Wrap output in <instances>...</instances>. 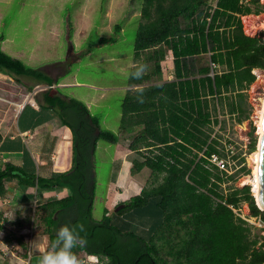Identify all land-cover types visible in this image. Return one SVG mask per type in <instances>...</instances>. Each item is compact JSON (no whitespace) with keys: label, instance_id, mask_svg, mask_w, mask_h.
I'll use <instances>...</instances> for the list:
<instances>
[{"label":"trees","instance_id":"obj_1","mask_svg":"<svg viewBox=\"0 0 264 264\" xmlns=\"http://www.w3.org/2000/svg\"><path fill=\"white\" fill-rule=\"evenodd\" d=\"M214 1H143L134 54L140 63L131 73L139 64H146L147 71L141 79L129 75L120 131L134 135L128 149L141 157L131 160L129 175L147 168L153 184L120 203L124 206L117 212L120 204L115 205L112 216L105 210L100 220L92 216L96 143H116L118 137L100 129L84 102L55 94L50 88L54 80L44 70L26 66L0 47V71L48 86L42 92L44 104L57 110L73 135L71 168L37 179L38 186L70 192L35 210L34 222L43 225L48 245L62 224L82 222L87 246L74 251L95 255L100 264H264V228L249 225L228 205L246 203L262 221L264 211L248 185L224 191L222 184L238 172L228 175L210 161L212 155L225 158L228 152L220 135L213 134L218 115L237 114L240 122L246 113L245 91L255 81L253 71L264 70V32L247 36L241 22L242 16L259 14L262 5L260 0ZM169 54L173 79L163 80L161 62ZM206 54L209 60L197 66ZM256 146L251 132L249 153ZM17 173L24 175L11 164L0 170V198Z\"/></svg>","mask_w":264,"mask_h":264},{"label":"rangeland","instance_id":"obj_2","mask_svg":"<svg viewBox=\"0 0 264 264\" xmlns=\"http://www.w3.org/2000/svg\"><path fill=\"white\" fill-rule=\"evenodd\" d=\"M143 1L0 0L1 49L30 68L49 72L57 83L70 84L58 86L59 92L84 102L91 115L98 118L100 129L118 137L116 143L103 139L96 143V185L92 208V216L96 220L103 217L105 210L112 216L115 204L123 203L153 184L147 168L129 175L131 160H141V157L128 149L134 135L120 131L129 75L140 63L134 61V54ZM214 2L208 0V4ZM260 4L262 9L259 14L241 17L247 36L260 37L264 32V0H260ZM104 39L110 40L104 42ZM261 39L264 41V35ZM171 60L169 54L161 62L163 80L173 79ZM208 60L209 54H206L197 66ZM253 74L255 81L245 91L243 106L246 113L241 121L238 122L237 114H220V123L214 127L213 134L220 135L225 152L228 151L227 174L238 172L234 180L222 184L224 191L232 185L238 188L247 185H243L242 179L252 175L249 143L251 132L257 142L259 138L256 120L264 96V70L255 69ZM20 79L24 84L35 83L32 79ZM36 88L32 92L38 93L40 89L49 87L39 85ZM224 111H227L226 106ZM243 167L248 173L239 171ZM248 186L252 193L251 186ZM242 212L248 214L246 203L242 204ZM32 223L37 227L36 221ZM40 228L42 232V224ZM78 257L84 259L86 254H79Z\"/></svg>","mask_w":264,"mask_h":264},{"label":"crops","instance_id":"obj_3","mask_svg":"<svg viewBox=\"0 0 264 264\" xmlns=\"http://www.w3.org/2000/svg\"><path fill=\"white\" fill-rule=\"evenodd\" d=\"M62 85L54 80L50 88L64 96ZM35 87L37 82L24 84L0 71V170L11 164L24 174L8 180L0 198V264H38L49 238L41 223L33 225L35 210L70 194L67 188L37 185L38 178L51 179L71 168L73 135L57 110L44 104L47 89L32 92Z\"/></svg>","mask_w":264,"mask_h":264},{"label":"clouds","instance_id":"obj_4","mask_svg":"<svg viewBox=\"0 0 264 264\" xmlns=\"http://www.w3.org/2000/svg\"><path fill=\"white\" fill-rule=\"evenodd\" d=\"M146 71L147 65L139 64L135 71L131 73V76L134 79H141ZM138 91L142 96L143 90L138 89ZM86 246L87 228L84 223L62 224L56 231L55 240L40 250L41 254L38 264H83V261L77 256L74 249ZM97 258L99 260V257Z\"/></svg>","mask_w":264,"mask_h":264},{"label":"built area","instance_id":"obj_5","mask_svg":"<svg viewBox=\"0 0 264 264\" xmlns=\"http://www.w3.org/2000/svg\"><path fill=\"white\" fill-rule=\"evenodd\" d=\"M212 68H214V64H211ZM228 156L223 158L219 157L217 155H212L210 157V161L215 164L219 170H223L226 173L228 172V165L229 162L227 161ZM229 208L232 209V211L241 219H243L245 222H247L249 225L255 226L257 228H264V221L260 217H255L250 214L249 208H248V214H243L242 212V204L240 207L235 208L232 205H228ZM264 234V231H262ZM3 246V242L0 240V246ZM1 249V248H0ZM83 261V264H100L99 260L95 256H86L84 259H81Z\"/></svg>","mask_w":264,"mask_h":264},{"label":"bare ground","instance_id":"obj_6","mask_svg":"<svg viewBox=\"0 0 264 264\" xmlns=\"http://www.w3.org/2000/svg\"><path fill=\"white\" fill-rule=\"evenodd\" d=\"M263 114H264V96L262 98V103L257 110L258 119L256 120V127H257L258 136L263 134V131H262ZM249 158H250V163H251L252 175L246 176L244 179H242V181H243V185L247 184L251 186L252 193L256 197L258 205L261 207L260 202L258 200V189H259V183H258V178H257L258 150L256 149L254 152H252Z\"/></svg>","mask_w":264,"mask_h":264},{"label":"water","instance_id":"obj_7","mask_svg":"<svg viewBox=\"0 0 264 264\" xmlns=\"http://www.w3.org/2000/svg\"><path fill=\"white\" fill-rule=\"evenodd\" d=\"M262 131H263V134H261L258 138L256 149L258 150V162H257V178H258V183H259L258 200L261 205V210L264 211V114L262 118ZM255 200H256V197H255ZM256 204L258 205L257 200H256ZM123 206L124 204L118 205L115 208V212L123 208Z\"/></svg>","mask_w":264,"mask_h":264}]
</instances>
